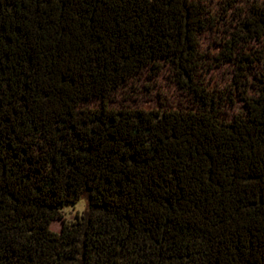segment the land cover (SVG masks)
<instances>
[{"label":"trees","instance_id":"1","mask_svg":"<svg viewBox=\"0 0 264 264\" xmlns=\"http://www.w3.org/2000/svg\"><path fill=\"white\" fill-rule=\"evenodd\" d=\"M164 66L195 108L109 105ZM0 264H264V0H0Z\"/></svg>","mask_w":264,"mask_h":264},{"label":"rangeland","instance_id":"2","mask_svg":"<svg viewBox=\"0 0 264 264\" xmlns=\"http://www.w3.org/2000/svg\"><path fill=\"white\" fill-rule=\"evenodd\" d=\"M225 0H220L224 2ZM251 2L252 0H240ZM210 29L202 33L199 37L201 50L208 53H216L219 50V38L223 35L222 27ZM211 63H213L211 65ZM168 66H164L157 74H153L148 69L135 74L126 84L120 87L113 95L109 105L114 108L120 107H141L153 108L163 106L165 108H195L196 104L191 94L184 88L178 86L175 76ZM233 68L228 62L212 61L203 72V82L207 88L213 91L222 90L223 87H231ZM223 92V91H222ZM100 103L99 99L89 100L82 103V106L96 107ZM220 111H226L230 116L234 113L229 102L221 106ZM86 200L80 199L75 204H64L60 217L54 219L50 228L59 232L64 222L73 221L76 215L86 209Z\"/></svg>","mask_w":264,"mask_h":264}]
</instances>
